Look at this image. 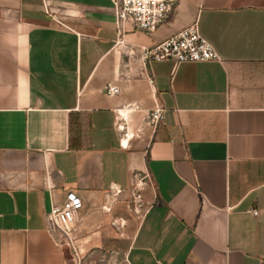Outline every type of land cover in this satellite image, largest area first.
Returning <instances> with one entry per match:
<instances>
[{"label":"crops","instance_id":"obj_1","mask_svg":"<svg viewBox=\"0 0 264 264\" xmlns=\"http://www.w3.org/2000/svg\"><path fill=\"white\" fill-rule=\"evenodd\" d=\"M113 3L0 0V264H264V0ZM193 22L219 61L142 62Z\"/></svg>","mask_w":264,"mask_h":264},{"label":"built area","instance_id":"obj_2","mask_svg":"<svg viewBox=\"0 0 264 264\" xmlns=\"http://www.w3.org/2000/svg\"><path fill=\"white\" fill-rule=\"evenodd\" d=\"M176 1L114 0L113 8L117 22L130 21L136 29L153 33L165 21ZM140 55L144 64L163 60H172L176 64L220 60L213 46L199 34L197 22L191 23L151 48H142ZM106 92L113 96L118 94L119 90L117 87L108 86ZM161 119V109L154 110L149 116L152 125L158 124ZM124 136L127 137V134ZM82 207L81 198L73 192H68L63 202L51 207L47 213V231L52 236L61 235L58 241L60 246L71 244L72 222Z\"/></svg>","mask_w":264,"mask_h":264}]
</instances>
